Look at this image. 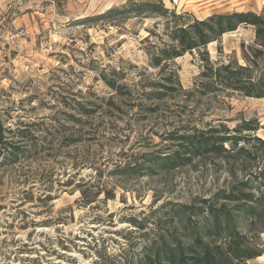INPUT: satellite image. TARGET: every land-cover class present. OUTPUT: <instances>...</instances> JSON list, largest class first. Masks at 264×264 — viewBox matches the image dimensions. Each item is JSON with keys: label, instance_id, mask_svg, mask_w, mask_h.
I'll use <instances>...</instances> for the list:
<instances>
[{"label": "rangeland", "instance_id": "1", "mask_svg": "<svg viewBox=\"0 0 264 264\" xmlns=\"http://www.w3.org/2000/svg\"><path fill=\"white\" fill-rule=\"evenodd\" d=\"M233 12L264 0H0V264H140L222 193L264 191V36L180 42ZM240 219L241 264H264V218Z\"/></svg>", "mask_w": 264, "mask_h": 264}, {"label": "trees", "instance_id": "2", "mask_svg": "<svg viewBox=\"0 0 264 264\" xmlns=\"http://www.w3.org/2000/svg\"><path fill=\"white\" fill-rule=\"evenodd\" d=\"M210 22L217 26L219 33L234 29L240 22L251 23L256 26L257 38L261 39L264 36V29L261 27L264 14L256 15L251 12L215 14L209 16L207 20H196L191 25L195 29V38L187 39V41L181 38L180 42L184 44V48L195 47L198 43L206 44L210 40V35L202 31L199 26H206L209 32H213L214 29L210 27ZM181 31L186 33L185 29ZM244 93L250 94V91ZM244 126H248V123H244ZM184 138L188 141L190 137L185 136ZM193 139L189 140V144L194 146L195 152H201L224 149L222 139L228 138H221L220 143L216 144L212 135L201 133ZM255 139L264 144L259 137ZM171 157L167 155L164 159H171ZM222 198L228 201L233 200L235 203L230 207L228 203H225L226 201L217 205L209 202L205 207L206 216L201 221L186 220L182 230L172 235L171 239L161 237L160 241L153 245L152 252L144 253L140 264H241L249 258L260 255V251L256 252V249L251 247L245 235L237 227L242 224L240 217L248 214L252 219L247 228L256 230L257 222L264 218V212L257 209L259 199L264 198V191L260 192L258 197H254L253 193L238 189L226 195L222 193ZM240 199L243 201L237 203ZM183 207L191 211L194 209L193 205ZM196 209H202V207Z\"/></svg>", "mask_w": 264, "mask_h": 264}]
</instances>
